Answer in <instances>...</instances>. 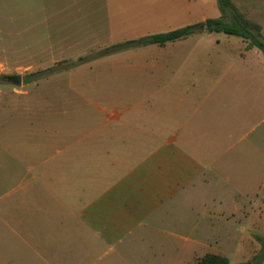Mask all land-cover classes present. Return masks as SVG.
<instances>
[{
	"label": "crops",
	"instance_id": "1",
	"mask_svg": "<svg viewBox=\"0 0 264 264\" xmlns=\"http://www.w3.org/2000/svg\"><path fill=\"white\" fill-rule=\"evenodd\" d=\"M207 1L5 0L0 14L12 47L54 56L57 37L46 42V33L67 32L73 59L219 18ZM203 24L190 37L213 32ZM188 37L95 60L117 87L86 106L72 142L6 171L17 184L0 196V264H199L229 254L202 235L199 219H253V208L264 209V56L242 41L236 62L261 72L244 66L223 86L199 87L180 73Z\"/></svg>",
	"mask_w": 264,
	"mask_h": 264
},
{
	"label": "rangeland",
	"instance_id": "2",
	"mask_svg": "<svg viewBox=\"0 0 264 264\" xmlns=\"http://www.w3.org/2000/svg\"><path fill=\"white\" fill-rule=\"evenodd\" d=\"M213 1L217 2V0H208L206 5ZM231 1L246 18L260 25V32L264 38V0ZM4 3L5 0H0L1 9ZM218 11H220L219 7L216 12ZM224 20L229 21V17H224ZM202 24L200 23L196 32L202 30ZM6 27L10 26L6 24L4 12H1L0 196L5 194L7 187L12 185L15 187L17 184V181H11L9 178L7 182L5 181L7 170L20 169L26 162L35 164L41 159L28 155L39 153L46 156L72 142V131H74L72 126L83 127L86 106L90 108L93 103L104 101L108 98L103 95L106 88L117 87L115 77H110L108 75L110 72L104 70L105 63L102 60L95 61L102 56L90 58L103 48L89 51L81 56L85 60L71 66V62L77 61L79 57L72 59L67 56L70 53L67 47L71 41L63 37L68 36L69 33H46V42L48 34L52 41L57 37L55 42L60 49L57 55L53 56L52 49L47 47L44 49L45 53H38L33 47L23 49L19 45L12 47L15 42L7 36ZM204 29L209 31L207 27ZM32 34V32L27 33V37L30 36L27 41L36 38L32 39ZM21 36L24 34L18 37ZM242 41H245L244 45L248 44L241 37L224 32L213 31L205 34L202 40L189 35L182 44L183 53L187 52L188 55L180 73L187 74L188 81L193 82L195 86L209 88L219 87L216 85L217 82L223 86L228 82L230 75L244 66L250 70L254 69L255 73L261 72L260 64L241 65L236 62L238 47L244 46L241 44ZM62 46L65 49L61 50ZM259 53L264 56L262 52ZM48 60L55 62H47ZM50 67H53V70L37 74L38 71ZM14 74L22 76L21 85L17 86L4 77ZM78 130L81 131V128L75 129V132ZM60 161L65 162L59 158L55 160L56 163ZM45 166L47 165L38 167L43 169ZM12 197L15 198V194ZM259 210L253 208V219H243L240 212L229 219H211L209 224L208 219L204 221L199 219L200 231L205 238L220 239L221 247L229 253L225 255L228 264H264V209L261 213ZM0 218L5 219L3 205L0 206ZM246 226L250 229L242 232V228Z\"/></svg>",
	"mask_w": 264,
	"mask_h": 264
},
{
	"label": "trees",
	"instance_id": "3",
	"mask_svg": "<svg viewBox=\"0 0 264 264\" xmlns=\"http://www.w3.org/2000/svg\"><path fill=\"white\" fill-rule=\"evenodd\" d=\"M217 3L220 8L221 17L206 19L205 23L207 25V29L210 32H224L229 35L239 36L248 42L247 46L257 47L264 55V38L260 32V25L246 18L231 0H217ZM224 17H229V21H225ZM199 25L200 23L188 24L166 32L149 34L136 39L116 43L101 49L97 53L90 56V58L104 56L136 46H144L148 44L164 45L167 42L185 38L195 33ZM83 60H85L83 57H79L77 61L73 63L71 62V66ZM51 70H53V67L38 71L37 74ZM228 262L229 261L226 256L213 253H207L199 260V264H228Z\"/></svg>",
	"mask_w": 264,
	"mask_h": 264
},
{
	"label": "water",
	"instance_id": "4",
	"mask_svg": "<svg viewBox=\"0 0 264 264\" xmlns=\"http://www.w3.org/2000/svg\"><path fill=\"white\" fill-rule=\"evenodd\" d=\"M206 27H207V25L204 24V28H206ZM4 77L17 86L21 85V83H22V77L20 74L4 75Z\"/></svg>",
	"mask_w": 264,
	"mask_h": 264
}]
</instances>
